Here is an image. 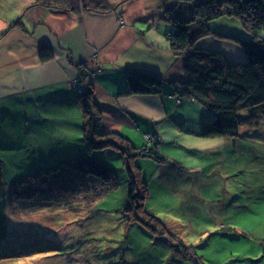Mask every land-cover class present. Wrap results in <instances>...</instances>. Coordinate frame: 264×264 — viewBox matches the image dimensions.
I'll return each mask as SVG.
<instances>
[{"label": "crops", "instance_id": "obj_1", "mask_svg": "<svg viewBox=\"0 0 264 264\" xmlns=\"http://www.w3.org/2000/svg\"><path fill=\"white\" fill-rule=\"evenodd\" d=\"M37 1L0 0L1 153L26 157L34 151L41 157L49 149L53 158H40L43 169L85 152L83 135L69 132L84 131L80 94L72 86L81 72L104 116L102 132L121 134L137 147L159 135L156 147L164 159L184 150L210 161L227 148L230 138L202 136L214 116L175 92L185 78V58L171 51L173 28L165 20L166 7L175 0H106L115 6L108 13L65 11ZM197 47L221 52L230 64L247 62L240 43L206 37ZM127 72L161 78L162 94H127ZM52 126L55 132H43ZM137 162L143 166V160ZM151 194L150 187L147 209L155 213L156 207L149 209Z\"/></svg>", "mask_w": 264, "mask_h": 264}, {"label": "rangeland", "instance_id": "obj_2", "mask_svg": "<svg viewBox=\"0 0 264 264\" xmlns=\"http://www.w3.org/2000/svg\"><path fill=\"white\" fill-rule=\"evenodd\" d=\"M204 2L184 0L174 14L189 19L193 8ZM210 29L207 37L233 44L255 38L235 16L212 20ZM258 35L264 39V31ZM240 118V136L210 161L184 150L162 163L150 156L136 158L152 188L149 209L156 207V217L173 234V245L167 234L156 236L140 223L129 225L120 212L128 205V178L118 152H98L115 170L120 186L105 192L96 183L93 207L86 213L73 206L64 210L58 205L11 203V183L41 171L40 158L49 161L53 154L49 149L43 150L48 157H35L34 151L26 157L0 152L5 163L0 177V264H196L184 255L185 248L202 264H264V106L243 111ZM43 132L50 135L55 129L44 127ZM69 132L83 135L78 128ZM157 137L149 141L159 143ZM141 160L143 166L137 162ZM28 161L33 164L25 165ZM161 165L170 167L161 170ZM149 197L150 191L146 208Z\"/></svg>", "mask_w": 264, "mask_h": 264}, {"label": "trees", "instance_id": "obj_3", "mask_svg": "<svg viewBox=\"0 0 264 264\" xmlns=\"http://www.w3.org/2000/svg\"><path fill=\"white\" fill-rule=\"evenodd\" d=\"M182 1L169 3L165 14V20L173 28L168 37L171 51L175 56L185 58V78L183 82L175 84V92L182 99L196 101L214 116L212 122L203 125V137L237 138L240 136L241 112L264 106V39L258 35L264 31V0H205L193 8L189 19L180 20L174 13ZM37 5L73 12L82 9L108 13L115 8L106 0H38ZM224 16L240 18L243 26L255 35L254 39L252 37L249 41L241 42L247 62L230 64L221 52L196 46L200 39L212 34L210 22ZM78 78L86 85V91L80 94L85 152L69 158L66 164L44 168L13 181L8 192L9 201L58 205L64 210L73 206L79 212L86 213L93 207L96 183L105 192L117 190L120 186L115 170L98 157L100 151H116L128 178V205L120 212L129 225L140 223L156 236L167 234L169 244L173 245L171 231L156 217V213L145 207L150 189L135 161L141 155L153 157L160 163L165 161L155 145L159 143L152 141L150 146L137 147L121 134L102 132V113L87 83V76L81 72ZM127 79L130 85L127 94L163 92L164 82L157 76L127 72ZM0 177H3L1 164ZM64 210H61V214ZM184 250V255L196 260V264H202L196 254L189 253V248Z\"/></svg>", "mask_w": 264, "mask_h": 264}, {"label": "built area", "instance_id": "obj_4", "mask_svg": "<svg viewBox=\"0 0 264 264\" xmlns=\"http://www.w3.org/2000/svg\"><path fill=\"white\" fill-rule=\"evenodd\" d=\"M73 84H74V87L79 91L80 94H83L85 92L86 86L79 78H76L73 81ZM148 138L150 139L151 137H148Z\"/></svg>", "mask_w": 264, "mask_h": 264}]
</instances>
